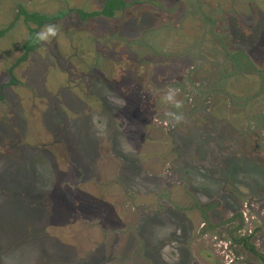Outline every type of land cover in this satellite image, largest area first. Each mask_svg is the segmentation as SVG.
Here are the masks:
<instances>
[{
  "label": "rangeland",
  "instance_id": "obj_1",
  "mask_svg": "<svg viewBox=\"0 0 264 264\" xmlns=\"http://www.w3.org/2000/svg\"><path fill=\"white\" fill-rule=\"evenodd\" d=\"M136 1L145 5L131 10L139 15L133 30L110 20L108 34L124 38H102L97 46L111 67L87 71L86 82L72 78L68 63L56 59L69 44L61 37L58 47L48 38L27 62L25 85L4 92L0 264H264L237 242L250 237L264 255V83L252 68L222 60L228 52L244 51L264 71V41L258 40L263 36L256 31L250 38L254 33L248 31L245 38H187L192 33L186 27L181 33L174 29L188 25V4H194L198 34L216 29L222 35L232 24L216 5L229 0ZM249 1L230 0L245 13L238 11L234 24L251 23ZM12 2L6 27L17 6L61 19L57 5L89 13L104 0H0V9ZM77 19L71 14L65 21L71 35L106 32L101 24ZM28 32L21 17L18 38L0 41V84L9 82L14 42L19 56ZM81 37L67 38L73 49L96 50L93 38L87 44ZM139 64L145 77L143 105L136 106L124 86L133 74L121 76L122 68ZM69 78L87 93L61 89ZM170 89L179 90L175 100L182 108L163 99ZM168 112L185 119L177 123ZM54 146L65 153L66 164L55 167L50 154L46 159L43 148Z\"/></svg>",
  "mask_w": 264,
  "mask_h": 264
},
{
  "label": "flooded vegetation",
  "instance_id": "obj_2",
  "mask_svg": "<svg viewBox=\"0 0 264 264\" xmlns=\"http://www.w3.org/2000/svg\"><path fill=\"white\" fill-rule=\"evenodd\" d=\"M16 1V0H15ZM105 1L104 0V3L102 4V7L95 11V10H92V12H89V13H93V12H101L103 11L104 9V5H105ZM65 2V1H64ZM151 2V1H149ZM259 2L258 0H250L248 3H247V7H246V10H249L250 11V16L249 14H246L247 16V20H251V23L247 26H240V24H234V20L235 19H239L241 14H245V13H242L240 9L238 8L237 4H231L230 3V0L229 2H223V3H217L216 7L219 5L220 9L219 10H222L221 13H222V16H223V20L224 21H228L229 24H232V27H230V25L228 26V31H229V34H228V31H224V33L222 35L219 34L218 31L215 30H209V32H206L204 34H201L199 35L198 34V31H197V28L196 27H193V25L196 24V17H197V14H198V11L195 12V9H196V6H194V4H188V5H191L192 6V12L190 13V16L191 18L188 20L190 21L188 23L187 26H185V24H181V27H177L175 26L174 29L178 31V33H181V31L184 32L185 30V27H186V31H189L190 33H192V36L188 35L186 36L187 38H245L243 37L244 33L246 32H250V33H254V36L250 34V38H255V34H256V31H257V36H263L262 38H258V40L260 39H263L264 41V15H262V17L259 16V8H257V3ZM125 7H123L122 9L120 10H117L115 11V15L108 18L106 16H104L103 14H99L95 17H92V18H89L87 20H82L81 17H80V13H88V12H85V10L81 9V8H71V7H67L65 5H57L58 7V11H63L64 14L62 16L61 19H56V16L54 14H52L51 16L49 15H43L46 17V19H44L42 21V24L40 26H36L35 24L33 23H27L25 21V17L24 15H20L19 18H23V22L25 23V26L27 27V29L29 30L28 34L24 37L25 38V41H23L21 43V54L18 56V40L17 42L15 41L14 44L16 43L17 45V50H15V56H14V59H13V62H12V65H10V67L7 69V74L9 76V82L8 84H0V126L2 124L1 122V119L3 120V116L4 117H7L6 114L8 112L7 111V108H8V104H7V101L4 97V92L6 91L7 88H10L11 86L13 85H18L20 86L21 84H24L25 85V80L23 78V76L26 78V75H27V72H28V68L27 67V62H29V58L30 56H33L34 55V52L38 49H41V47L43 46L44 44V41L45 40H38L39 44H37V46L35 48H25V44L27 41H29V39L31 38V30L34 29L35 32H36V35L37 33H39V30H42L44 29L46 31V24L48 25H55L57 26L58 28V35L56 37H48V38H51V41L52 42H55V45H58L57 44V40L58 38H65L66 39V43L69 44V48H67V51H65L64 55L62 56L61 53H59L57 56L58 58L57 59V62L60 60V59H63L66 61V63H68L69 65V68L68 69V75L71 76L72 78H77L78 79H82L80 80L81 82L82 81H85L86 82V79H87V75L88 73L92 74L94 71L96 73H98V70L99 71H102V67L104 65H106V68H109L110 66V59H109V56L105 54L104 51L102 50H99V48H97V46L99 44H101V40L102 38H124L120 35L117 34L116 31H113L112 33L108 34V23L114 21V20H119L117 22H120V25H121V22H122V26H126V28L129 30H133L134 27H131V22L136 19L139 15L137 16H133V12L131 10H134L135 9V5H138L140 7H142V5H145L143 4L142 2H138L136 0H125ZM14 4V2L10 3V6L8 8H1L0 9V41H2L3 39L5 38H10L13 36L17 37L18 38V14H20V9L18 10V6H17V9H16V13L12 19V22L9 24L8 27H6V22L8 21L9 19V16H11V14L7 13V12H11V6ZM61 4V3H60ZM261 5L264 7V1L262 0L261 2ZM199 6V5H198ZM180 7V6H179ZM178 5H177V8H174V9H171L172 11L173 10H178L179 9ZM195 7V8H194ZM134 8V9H133ZM185 10L188 11V9L184 8ZM261 11L264 10V8H260ZM145 9L144 8H140L139 11H140V14L141 15H146L145 14ZM218 10V9H217ZM215 10V12L217 11ZM65 11L67 12L65 14ZM142 11V12H141ZM238 11H240V13L238 14ZM130 12V13H129ZM71 14H76L78 16V19H77V22L81 25H86L88 22L92 25H95L97 23L98 27H99V24H101V28L103 26V29L106 28V32L103 31V33H95V34H88V30H84L82 32H79L78 34H82L83 37L81 38H86L87 40V44H90V39L89 38H93V43L96 44V50H93L92 48L93 47H86L85 50L86 51H83L77 48H72L73 46H71L72 41L69 42V40L67 38H77V35H71L69 34V31L65 29V27L67 25H65V21L67 19V17H69ZM217 13H215L214 16H216ZM13 16V15H12ZM60 18V17H59ZM102 18L101 20H98ZM51 23H48L49 21H51ZM112 20V21H110ZM184 20V19H183ZM204 21H208L210 22L211 24L215 25L216 24L211 20V19H207L206 17L203 18ZM73 21V20H71ZM70 21V22H71ZM110 21V22H109ZM182 23V22H181ZM31 25H34L35 28H31ZM88 25V24H87ZM197 26V25H196ZM117 27V25H116ZM118 29V27H117ZM191 29V30H190ZM232 29H234L235 31H237L239 33V35L237 34H233L232 33ZM13 32V33H12ZM2 33V34H1ZM216 33H217V36H216ZM198 34V35H197ZM172 36L169 35L168 38H170ZM22 37V36H21ZM181 38V37H179ZM231 41V40H229ZM80 43V42H79ZM189 43V42H186V44ZM66 45V44H65ZM108 46V45H107ZM256 46V45H255ZM14 47V45H13ZM59 47V45H58ZM110 49V48H109ZM90 51H93L94 53L92 54L91 57H89V53ZM238 53L236 55V52H233V54H230V52L226 53L224 55V57L222 58L223 62L226 60V61H229V60H232V62H234V64H236V67L239 68L240 70H244V71H247V70H251L252 68V65H253V70L254 72L257 73V75L263 80V83H264V71H261V70H257V68L254 66L253 63H249V58H247V54L244 52V51H239L238 50ZM236 55V56H235ZM100 57V58H99ZM105 58V59H104ZM89 59V60H88ZM126 58L125 57H122L121 58V61H124ZM239 59H242V60H239ZM112 60V59H111ZM240 62L238 64V62ZM33 61V60H32ZM125 61L127 62H130L129 59H126ZM242 61H245V64L242 63ZM56 62V60H55ZM112 62V61H111ZM148 63V62H146ZM248 63V64H247ZM242 64V65H241ZM247 64V65H246ZM56 66V65H55ZM111 67V66H110ZM28 69V70H27ZM18 70H20L22 73L20 75H18ZM116 71V69H114ZM88 71V73H87ZM122 76H121V79L122 78H125L124 76H129L130 73H132L133 75V78L132 79H128L127 83L124 84V86H126L127 89H129V92L131 93L130 94V98L131 97H134V92L133 91V88L136 84V77H135V68H122ZM114 72V71H113ZM242 72V71H241ZM115 73V72H114ZM89 74V76H90ZM97 76H100L99 74H97ZM127 76V77H128ZM22 79V80H21ZM74 82L71 83V82ZM99 82V80H98ZM96 82V83H98ZM67 85L66 86H63V89L64 91L68 90L69 92H72L71 89L74 90V94H79L81 95L82 93H84V95L87 93V90L85 89L86 87L85 86H82L84 87V89L81 87L79 89H81V91L77 90V84H75V79H67ZM101 84V80L99 82ZM97 87V86H96ZM98 93V92H97ZM96 93V97H95V101H99V99H101V96L98 95ZM143 93V92H142ZM145 98V96H143ZM86 98V97H85ZM84 99V98H83ZM132 101V100H131ZM166 101V100H165ZM87 101H85L86 103ZM134 104V102H132ZM163 103H164V100H163ZM89 106V104H88ZM4 111V112H3ZM56 143H58V141H56Z\"/></svg>",
  "mask_w": 264,
  "mask_h": 264
},
{
  "label": "trees",
  "instance_id": "obj_3",
  "mask_svg": "<svg viewBox=\"0 0 264 264\" xmlns=\"http://www.w3.org/2000/svg\"><path fill=\"white\" fill-rule=\"evenodd\" d=\"M125 4H126L125 3V0H106L103 11H101V12H93V13H80L79 15H80V17H81L82 20H87V19L92 18V17H95V16H97L99 14H103L104 16L110 18V17H112V16L115 15V11L120 10L123 7H125ZM19 8H20V11L21 12H20V14H18V18L20 17L21 14L24 15L25 21L27 23H33L36 26H40L42 24V21L44 19H46V17L43 16V15H40V14H30L23 7H19ZM37 44H39V42H38V39L36 38V32H35L34 29H32L31 30V38L29 39V41L26 42L25 48H35L37 46ZM251 44L252 43H250V45ZM237 62H238V60H237ZM239 63L240 62H238V64ZM110 65H111V61H110ZM142 66H143L142 64H139V66L137 68H135V77H136L135 80H136V84H135V86L133 88V91H135L134 92L135 95H134V97H131V100H132V102H134V105H136V106H138V104H139V102L141 100V97H140L141 91L142 92L144 91L143 90L142 83H143V80H144V77H145L144 76V72L145 71L142 68ZM147 66H149V65H147ZM252 68H253V65H252ZM124 77L127 78V76H124ZM125 83H127V82H125ZM139 105H143V104L140 103ZM56 148L57 147L54 146V147H51V148H43V150L45 152L44 155H45L46 159L48 158L47 154L52 155L50 161L53 162V164H54L55 167H59V165H58V162L59 161L61 163H63V164H66V161H65V153L68 151V150H66V149H68V146H67V143L64 146V152L65 153H62V152L59 153ZM128 160L129 159H127L125 161H128ZM122 163H123V160H122ZM140 232H142L141 228L138 229V233H140ZM250 239H251L250 237H242V238H239V240H237V242L240 245H242V247L245 250L249 251L254 256L260 258V260L264 263V255L257 251L256 247L253 246L250 243Z\"/></svg>",
  "mask_w": 264,
  "mask_h": 264
},
{
  "label": "clouds",
  "instance_id": "obj_4",
  "mask_svg": "<svg viewBox=\"0 0 264 264\" xmlns=\"http://www.w3.org/2000/svg\"><path fill=\"white\" fill-rule=\"evenodd\" d=\"M58 28L55 25H47L46 31L41 30V32L37 33L36 38L38 40H48V37H56L58 35ZM178 89H170L169 92L163 97L164 100L172 102L173 106L177 109L183 107V102L179 100H175V95L178 93ZM123 107V105H122ZM167 116L171 117L177 123H180L185 119L183 114L177 115L175 112L166 113ZM95 119V118H94Z\"/></svg>",
  "mask_w": 264,
  "mask_h": 264
}]
</instances>
